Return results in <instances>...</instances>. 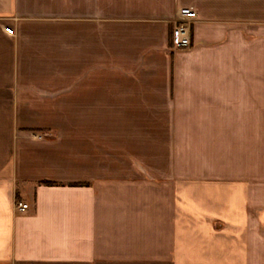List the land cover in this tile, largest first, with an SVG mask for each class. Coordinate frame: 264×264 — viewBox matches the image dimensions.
<instances>
[{"label":"crops","instance_id":"0c3cea01","mask_svg":"<svg viewBox=\"0 0 264 264\" xmlns=\"http://www.w3.org/2000/svg\"><path fill=\"white\" fill-rule=\"evenodd\" d=\"M0 264H264V0H0Z\"/></svg>","mask_w":264,"mask_h":264},{"label":"built area","instance_id":"2783aa9c","mask_svg":"<svg viewBox=\"0 0 264 264\" xmlns=\"http://www.w3.org/2000/svg\"><path fill=\"white\" fill-rule=\"evenodd\" d=\"M196 19V13L190 8H181L177 11L176 17L173 20V29L171 33V49L174 51L183 50L192 45V30L191 26ZM7 32L12 34L10 28ZM16 209L25 211L28 209V204L18 202Z\"/></svg>","mask_w":264,"mask_h":264},{"label":"trees","instance_id":"16d2710c","mask_svg":"<svg viewBox=\"0 0 264 264\" xmlns=\"http://www.w3.org/2000/svg\"><path fill=\"white\" fill-rule=\"evenodd\" d=\"M42 184H45V185H49V186H52V185H55V183H53V182H42ZM74 185H82L81 183H76V184H74Z\"/></svg>","mask_w":264,"mask_h":264},{"label":"rangeland","instance_id":"374dc122","mask_svg":"<svg viewBox=\"0 0 264 264\" xmlns=\"http://www.w3.org/2000/svg\"><path fill=\"white\" fill-rule=\"evenodd\" d=\"M252 170V169H251ZM256 170V169H255Z\"/></svg>","mask_w":264,"mask_h":264}]
</instances>
